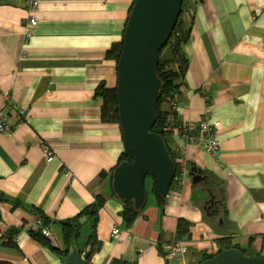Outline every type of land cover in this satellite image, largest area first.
Instances as JSON below:
<instances>
[{
	"label": "crops",
	"instance_id": "0c3cea01",
	"mask_svg": "<svg viewBox=\"0 0 264 264\" xmlns=\"http://www.w3.org/2000/svg\"><path fill=\"white\" fill-rule=\"evenodd\" d=\"M32 2L39 3L37 12ZM134 2L0 0V111L12 119L0 136V263L64 264L69 252L62 223L82 213L76 247L84 257L91 237L101 243L91 264H201L217 255L215 245L223 248V239L260 254L264 0H188L185 16L194 22L184 46L189 66L179 81L176 118L199 123L208 114L220 152L184 146L171 135L172 149L184 148L189 171L181 186L170 189L164 208L151 192L127 227L111 176L126 145L119 124L102 120L104 101L96 93L101 84L117 87V63L107 54L122 41ZM32 14L37 27L28 37ZM10 103L24 109L22 126ZM44 144L55 153L51 163ZM193 166L206 182L193 184ZM39 213L50 220L45 241L31 233H39L32 227ZM180 220L189 224L181 239ZM6 238L15 246L5 245ZM173 242L186 252L167 260L165 247Z\"/></svg>",
	"mask_w": 264,
	"mask_h": 264
},
{
	"label": "water",
	"instance_id": "95a60500",
	"mask_svg": "<svg viewBox=\"0 0 264 264\" xmlns=\"http://www.w3.org/2000/svg\"><path fill=\"white\" fill-rule=\"evenodd\" d=\"M183 3L184 0H135L123 34L116 90L120 127L133 162H124L114 169L112 187L118 199L123 203L132 202L136 210L143 209L146 204L148 178L152 180L154 195L166 198L176 176V164L163 137L152 130L163 87L158 77L160 52L176 28ZM190 176L194 185L208 180L195 166L191 168ZM64 264L91 263L84 259L72 241ZM203 264H264V257L227 249Z\"/></svg>",
	"mask_w": 264,
	"mask_h": 264
},
{
	"label": "trees",
	"instance_id": "16d2710c",
	"mask_svg": "<svg viewBox=\"0 0 264 264\" xmlns=\"http://www.w3.org/2000/svg\"><path fill=\"white\" fill-rule=\"evenodd\" d=\"M201 1V0H200ZM188 0H184L182 13L179 18V21L176 25V28L174 29L171 38L168 42V44L162 49L160 52V60H159V66H158V77L162 81V91L159 98V101L157 103L156 107V123L152 130V132H156L160 134L164 141L167 150L169 151L171 158L174 160L175 151L172 149L170 145V134L164 131V123H165V116L167 115L166 111L163 110L164 106H166V102L168 103V97L171 96L173 98L174 94L179 95V88L180 83L179 81L183 80L186 75V71L189 66L188 58L185 54L184 46L189 41L191 37L192 32V26L194 22V18H186L185 14L189 8ZM123 48V39L119 43H115L111 50L108 52L107 57L111 60L116 61L118 63L121 52ZM168 55V56H167ZM177 66V68L175 67ZM98 96H100L103 101V107H102V120L107 123H114L119 124L120 126V119H119V102H118V96H117V90H110L107 89L105 84H101L97 90L96 93ZM166 97V98H164ZM166 108V107H165ZM176 119V111L173 115ZM122 131V130H121ZM124 162H133V156L130 152V150L126 147L125 152L121 155L120 160L118 162V165L124 163ZM112 176V175H111ZM149 180V179H147ZM146 180V192L147 197L152 192L153 193V183L150 182V186L148 185ZM178 186L177 182H173L172 187ZM154 194V193H153ZM158 205L161 208H164L165 205V198H161L156 196ZM0 198L3 199L2 193H0ZM105 204V200H101L97 202V205H95V209H99ZM94 208V207H92ZM93 210V212L95 211ZM210 212V211H209ZM141 210H136L134 207V204L132 202L125 203L124 211L122 213V217L124 221L127 224V227H131L134 223V221L141 215ZM40 216L41 213H39ZM86 213H82L69 221H66L65 223H62L63 226V232L65 236V243H66V253H70L72 241L77 245L78 237H79V229H81V220L84 218ZM96 217V215H94ZM225 217V215H224ZM1 218V215H0ZM43 218L44 226H49L50 220H48L46 217ZM97 221V219H96ZM188 227L189 224L185 222L184 220L179 221V228H178V238H184L188 234ZM32 236L40 241H45L46 237L42 236L41 233L37 232H31ZM41 235V236H40ZM224 249H238L241 250L245 255L252 256L250 254V251L245 248H241L240 246L233 245L229 239H223L220 242ZM7 246H15L13 243V239L6 238V241L4 243ZM101 243L97 240L95 236L91 237L88 241V248L90 249L89 252H87L84 256V259L90 263V260L92 256L97 253L100 250ZM83 254V252H81ZM258 257H264V238L263 241L260 244V254ZM213 257H208L204 259V262L212 259ZM202 262L201 264H203ZM0 264H8V263H0Z\"/></svg>",
	"mask_w": 264,
	"mask_h": 264
},
{
	"label": "built area",
	"instance_id": "2783aa9c",
	"mask_svg": "<svg viewBox=\"0 0 264 264\" xmlns=\"http://www.w3.org/2000/svg\"><path fill=\"white\" fill-rule=\"evenodd\" d=\"M38 8L39 3L32 2L33 13L37 12ZM36 27L37 19L35 14H32L29 17L28 25L26 27V34L28 37H32L34 35ZM4 97L9 99L7 94ZM166 97H168V103L166 102L165 104L167 107V111L165 110L167 115L165 116V123L163 125L164 131L170 135L177 134L178 137L183 141L184 146H196L203 149L210 155L217 156L220 152V142L215 130V125L208 119L209 115L207 114L199 123H194L192 121L180 122L173 116L174 112L177 110L179 96L174 94L173 98L171 96ZM9 107L12 109L13 117L16 119L18 126L25 124L24 109H17L16 106L12 105V103L9 104ZM11 120L10 112L6 111L5 109L0 111V136L7 134L10 128H12ZM42 150L44 155L47 157V162L51 163L55 159V153L45 144L42 145ZM174 161L176 164V176L174 182H177L178 186H181L190 168L185 157L184 148L175 150ZM32 227L34 228V231L40 232L41 235L46 238L51 236V227L44 226L42 216H37V218L32 223ZM120 233V228H115L113 230V236H117ZM165 250L167 260H170L186 252V248L181 242H173L168 244L166 245ZM214 250L217 252V254H219L221 251L226 249L222 247L218 248L215 245Z\"/></svg>",
	"mask_w": 264,
	"mask_h": 264
},
{
	"label": "rangeland",
	"instance_id": "374dc122",
	"mask_svg": "<svg viewBox=\"0 0 264 264\" xmlns=\"http://www.w3.org/2000/svg\"><path fill=\"white\" fill-rule=\"evenodd\" d=\"M166 107V106H165ZM167 108V107H166ZM149 180H147V183H148V185L150 186V182L152 181L151 180V178H148ZM152 195H154V194H151V198L153 197ZM155 196V195H154ZM185 248H187L186 246H185ZM180 255H182V254H180ZM180 255H178V256H180Z\"/></svg>",
	"mask_w": 264,
	"mask_h": 264
}]
</instances>
